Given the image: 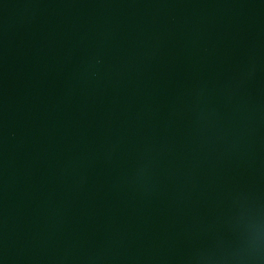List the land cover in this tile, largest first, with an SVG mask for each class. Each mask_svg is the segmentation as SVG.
<instances>
[{"label":"water","instance_id":"water-1","mask_svg":"<svg viewBox=\"0 0 264 264\" xmlns=\"http://www.w3.org/2000/svg\"><path fill=\"white\" fill-rule=\"evenodd\" d=\"M0 264H264V0H0Z\"/></svg>","mask_w":264,"mask_h":264}]
</instances>
